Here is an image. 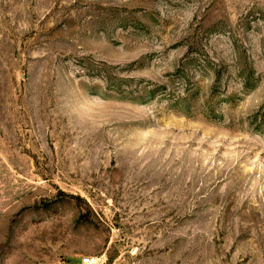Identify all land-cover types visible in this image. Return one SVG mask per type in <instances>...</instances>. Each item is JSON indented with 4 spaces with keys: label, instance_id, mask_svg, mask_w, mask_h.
<instances>
[{
    "label": "rangeland",
    "instance_id": "1",
    "mask_svg": "<svg viewBox=\"0 0 264 264\" xmlns=\"http://www.w3.org/2000/svg\"><path fill=\"white\" fill-rule=\"evenodd\" d=\"M264 264V0H0V264Z\"/></svg>",
    "mask_w": 264,
    "mask_h": 264
},
{
    "label": "built area",
    "instance_id": "2",
    "mask_svg": "<svg viewBox=\"0 0 264 264\" xmlns=\"http://www.w3.org/2000/svg\"><path fill=\"white\" fill-rule=\"evenodd\" d=\"M82 264H97L96 260L90 256L83 258Z\"/></svg>",
    "mask_w": 264,
    "mask_h": 264
}]
</instances>
